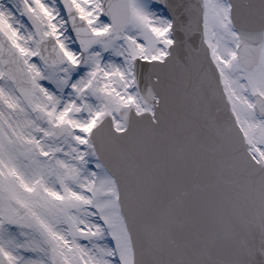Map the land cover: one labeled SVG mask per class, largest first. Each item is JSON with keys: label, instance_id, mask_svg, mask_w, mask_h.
Returning a JSON list of instances; mask_svg holds the SVG:
<instances>
[{"label": "snow or ice", "instance_id": "snow-or-ice-1", "mask_svg": "<svg viewBox=\"0 0 264 264\" xmlns=\"http://www.w3.org/2000/svg\"><path fill=\"white\" fill-rule=\"evenodd\" d=\"M0 264H264V0H0Z\"/></svg>", "mask_w": 264, "mask_h": 264}]
</instances>
